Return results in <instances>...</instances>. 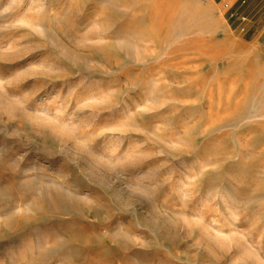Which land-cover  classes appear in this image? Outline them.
I'll return each mask as SVG.
<instances>
[{
    "label": "rangeland",
    "instance_id": "1",
    "mask_svg": "<svg viewBox=\"0 0 264 264\" xmlns=\"http://www.w3.org/2000/svg\"><path fill=\"white\" fill-rule=\"evenodd\" d=\"M0 264H264V44L212 0H0Z\"/></svg>",
    "mask_w": 264,
    "mask_h": 264
},
{
    "label": "crops",
    "instance_id": "2",
    "mask_svg": "<svg viewBox=\"0 0 264 264\" xmlns=\"http://www.w3.org/2000/svg\"><path fill=\"white\" fill-rule=\"evenodd\" d=\"M224 8L228 27L245 40L264 44V0H212Z\"/></svg>",
    "mask_w": 264,
    "mask_h": 264
}]
</instances>
